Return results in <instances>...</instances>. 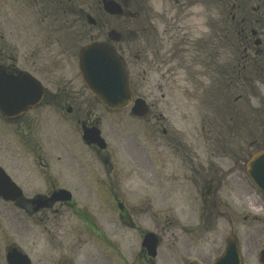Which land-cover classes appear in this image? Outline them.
Here are the masks:
<instances>
[{"label": "flooded vegetation", "instance_id": "obj_1", "mask_svg": "<svg viewBox=\"0 0 264 264\" xmlns=\"http://www.w3.org/2000/svg\"><path fill=\"white\" fill-rule=\"evenodd\" d=\"M93 1L95 4L100 3V0ZM251 1L256 4L255 7L254 3L248 0L128 1L123 15L117 18L119 23L117 30L122 35L120 44H117V51L124 57L127 48L123 46L128 41L139 44V48L132 45L133 64L136 68L131 76L134 98L145 100L153 95L146 92L147 98L145 94L138 92L140 86L149 82L148 65L154 66V60L149 58V55L155 56L154 67L162 71L161 79L157 81L155 88L160 92L159 99L168 101L167 104L183 103V99L187 103V86L183 80H179L182 61L175 58L180 53V45L195 38L197 41L194 44L199 43L198 49L202 50V39H210V44L206 43V46L211 47L214 45L213 40H216L225 45L226 53L234 58L225 64L212 66V71L219 73V76L216 75V79L209 85L210 96L200 95L202 82L193 84L197 90L189 103L196 104L194 119L183 114L175 121L173 117L175 111L172 109L170 115L159 114L156 117V111L151 103L150 111L147 113L150 116L148 122L152 121L153 131H143L145 137L131 133L129 139L134 143L133 149L125 147V143L124 145L120 143L125 141L123 137L125 135L120 134L119 142L115 140L118 138L115 135L118 132L109 131L110 137L120 147L124 146L122 157L125 153L131 176L112 174L113 166L109 164V154L98 151L95 146L86 145H83V149L92 151L101 163L99 168L88 170L89 175L54 176L51 170L44 169L35 171L36 176H32V166H13L12 171L16 175L19 174L21 177H18L26 182L30 189H33V183L38 185L39 190L34 191V196L31 197L40 198L41 201L39 206L35 204L29 206L28 201L20 200L18 206L23 216L19 218L21 223H14L11 214H7L6 219L19 229H26L29 226L38 228L50 243L53 264H90L95 257L88 250L90 242L97 244L98 257L117 259L120 235L118 238L115 230L125 228L137 231L142 239V235L150 232L149 227L155 224V206L165 203L166 200L175 203L177 194L185 195L187 182L195 185L204 184L202 192L195 193V196L200 195V204L190 202L192 211L198 210L200 218L206 223L218 219L220 208L226 205L216 195L217 190L229 179L236 180L235 173L240 165L245 166L252 156V152H249L250 147L252 145L259 147L262 144L261 139H253L245 148L239 145L237 153L236 143L230 150L232 145L225 143L223 138L219 139L223 131L232 137L239 136L240 140L247 131L264 130V108H261L263 101L259 103V100H255L259 86L264 87V0ZM148 2L160 3L163 6L162 13L149 15L145 11ZM12 4L16 5V10L21 8L19 12L22 15H18V24L23 26L25 33L22 46L25 48L34 46L22 53L23 64L22 62L20 64L18 59H12L10 54V38L14 35V28L11 14L6 7L10 8ZM4 7L5 15H1L4 19V28L2 25L0 73L5 75L30 73L38 79L41 67L37 58L44 53L58 51L59 48L64 52V48L74 40L72 36L68 37L70 35L68 32L61 33L63 36L60 37L59 29L73 28L76 25L78 29L89 27L87 22L89 0L83 2V7H86L88 12L79 10L77 15L74 0H4ZM97 7L99 8V4ZM196 7L200 8L195 15L200 21L198 28L193 25L192 17V9ZM30 16L35 20L37 27L47 20L48 25L45 28L48 30L40 29L38 33L28 31L27 23ZM105 29L106 27L100 28L101 31L96 36L102 37L101 32ZM196 30L197 35H194ZM34 34L31 43L27 39ZM128 35L133 36L132 41L127 38ZM27 55L30 59H27ZM124 61L125 65L127 62L128 65L131 64L125 58ZM164 89L168 95L164 94ZM170 93L179 96L169 95ZM55 101L58 102L60 110H70L71 114L80 115V108L73 106L72 100L69 102L68 99L48 95L39 106L23 114L8 118L0 113V162L13 163L9 155L11 138L14 144L15 141L18 143L20 151L22 149L26 154L28 140L41 136L39 131H24L27 128V115L44 104L54 105ZM192 131L195 133L192 134ZM75 133L78 134L76 141L81 145L82 131ZM158 133H161L163 142L156 145ZM104 138L109 144L111 139L106 135ZM201 142L204 146H201ZM29 146L35 147L36 144ZM219 152H222L220 156ZM227 157L228 164L233 165L224 171ZM174 159L178 164L171 166ZM187 162L191 168L189 177L183 174ZM58 163H60L58 172L74 170V166L67 161L58 159ZM46 167L50 166L45 164ZM77 168L82 170L85 166L80 165ZM161 182L167 186H160L158 183ZM207 184H213L215 187L210 196L205 198ZM59 189L66 190L71 200L50 201L52 195ZM189 196L195 203L193 194ZM179 206L182 207L181 213L185 211V200L181 201ZM167 223L171 224L172 221L169 220ZM230 226L233 224L230 223ZM250 243L251 241H247V244ZM41 255H36V263H43ZM140 255L146 261H150L143 249L140 250Z\"/></svg>", "mask_w": 264, "mask_h": 264}, {"label": "rangeland", "instance_id": "obj_2", "mask_svg": "<svg viewBox=\"0 0 264 264\" xmlns=\"http://www.w3.org/2000/svg\"><path fill=\"white\" fill-rule=\"evenodd\" d=\"M248 1L254 3L251 0ZM149 3L151 5V7L147 8L151 13L149 15H159L162 13L163 6H161L160 4H155L153 2ZM255 6L256 4L254 3V7ZM204 7L205 6H203V8ZM6 8L9 9V12L11 14V22L13 23L14 28V35H11L10 38V53L12 57H16V59H19V63L21 64L23 58L22 53L34 46L29 48H25L24 46H22L25 33L23 31V26H19L18 24V15H22V13L19 12L21 8H18L16 10L17 7L15 4H12L10 8ZM199 9V7L192 9V17L194 22L193 25L197 28L200 27V21L196 19L195 15L198 13ZM4 10V0H0V33L2 31V25L4 28V19L1 17L2 14L5 15ZM91 10L93 11L94 8L92 7ZM98 13H96V15H94L93 17L98 20L99 26H106V31L110 27L115 28L119 25L118 21H116L114 18L107 19L106 17L101 15L100 12ZM46 25H48L47 20L44 21L43 24L41 23L39 27H37L33 17H28L27 30L32 31V33H38L40 32V29L42 31L47 30L45 28ZM96 30L97 29L91 30L90 33L95 34ZM76 31L78 32V30ZM106 31L104 32V36H106ZM197 31L198 30L194 32V35H197ZM201 31L205 32L204 29H201ZM77 32H75L74 40L79 39ZM34 37L35 34L31 37L29 36L27 40L31 41ZM43 38H45L44 33ZM129 38L130 41L133 40L132 35L129 36ZM104 39L105 37L102 38V40ZM196 41L197 40L195 38H192L188 43L180 45V53L175 56V58L182 61V70H180L179 80H183V82L187 86V103L186 100L183 99V103L171 102L167 104L165 101H161L159 99L160 94L157 93L153 87L155 84L153 76L156 75V68L154 67L156 66L155 56L149 55V58L154 60V66L153 64H149L147 67L150 70L148 73H150L152 76H148L149 83L140 86L138 88V92L140 94H146L147 91L153 94L150 97V100L153 98L156 99V103L153 104L154 110L158 113H156V116H159L160 113H162L163 115H170L172 109L173 111H175V117H182L183 114H186L187 116H191L194 119L196 104L194 102L189 103L194 96V92L197 90V87H194L193 84L202 82V92L200 95L202 96L206 94V97L210 96L209 85L211 84V81L216 79V75L219 76V73L212 71V66L225 64L227 62H230V59L234 58V56H231V54L228 55L226 53V49L224 48L225 45H222L220 41L213 40L214 45L213 47H211L210 45L206 46V43L210 44V39H202V50L198 49L200 47L199 43L198 45L194 44ZM32 42L33 41H31V43ZM84 42L85 41H78L77 45L76 43H71L72 45L70 47V50L72 51L64 57L57 56L55 54L56 52L54 53V55L52 54V52L44 53L42 56L41 72L43 79L46 81L58 80L61 81L62 84L66 83V80L72 81L73 89L78 91V95H83L90 101V112L92 113V115L94 117H100V121L102 123L101 131H151V124L147 122L148 117L142 120L135 119L130 116V108L110 113L103 106L99 105L92 97V95L85 90L76 67L77 53ZM131 44L139 48V44ZM75 45L76 48L73 50ZM0 47L3 48L1 39ZM151 47H153V45ZM124 48H126V46H124ZM196 53H199L200 55L197 56ZM125 57H127V60L131 62L129 66V73L132 74L136 71V68L133 64L134 56H128L126 54ZM27 59H30L28 55ZM23 63L24 62H22V64ZM173 63L175 62H172V64ZM51 66H53L54 68ZM61 76H63L65 80H62ZM259 87L260 89H258L257 86L259 93L257 95V99L255 100H259V103L263 101L261 103V108H264V87ZM164 92L167 91L164 89ZM169 95L179 96L175 93H170ZM72 126L73 125L63 122L61 119H58L54 116H50L48 119L46 117H43L41 120V129L39 131H67ZM10 131H12V129H10ZM194 133L195 132L192 131V134ZM160 136L161 135L157 136L159 139L157 140L156 145L162 143V138ZM221 138L225 140V143L232 145V148L230 150L233 149V144L236 143L237 153H239V145H241L242 147L244 146L243 148H245L247 147L246 145L251 144V141H253V139H261L262 144L259 147L252 145L249 149V152L254 153L257 149L264 148V130L247 131L243 139L240 140L239 136L234 135L232 137L230 134H227L225 133V131H223V134L219 136L220 140ZM144 142H146L145 138ZM239 142L241 144H239ZM201 146H204L203 142H201ZM15 147V144L14 146L11 145V155L14 157L15 162L17 163L19 162L17 156L19 150ZM115 151L117 152L118 149H116ZM187 155L190 156L188 153ZM58 156L65 159L68 163L72 162L70 152L66 151L65 149L59 150L57 153L52 154L49 159L56 160ZM228 158L229 157H227V164L224 168V171H227V169L229 167H232L233 165L232 163L228 164ZM118 160H120L119 156ZM88 161L89 165L87 168L92 171L96 163L92 160V158H89ZM120 164L126 165L124 161H120ZM174 164H178V161H176L175 159L173 162H171V166H173ZM184 171L185 172L183 174H186L189 177L191 174V168L188 162L186 164V170ZM235 176L236 180L229 179V181L223 183L221 188H219L218 190L217 196H219L225 203H227V207L220 208V212L222 215H220L214 225L210 224L209 222L206 224L200 223V216L198 217V214L190 216L189 214L182 215L176 212V209H178V205L181 203V201H184L186 199V196L187 198H189V194L195 195L197 188H202L203 185L201 184L193 185L192 187V184L187 182V184L185 185V188H187L186 196L177 194V200L175 203H171L166 200V203H161L155 206V224L153 227L151 226L149 228L150 232L154 233L158 237L159 246L157 250V257L152 263L187 264L189 261L193 260L200 264H212L214 260L222 254L226 244V239L232 232L235 236H237L239 240L240 249L243 255V264H260L257 256L259 251L264 247V200L247 179L244 166L240 165V168L235 173ZM158 184L162 187L167 186V184L164 182ZM196 198L199 202V197L196 196ZM156 199L161 198L156 197ZM195 204L197 205V201L195 202ZM1 206L6 208V206L4 205ZM170 206H175L174 210H172ZM15 213L19 214L20 212L15 210ZM253 215H256L258 220H252ZM169 220L172 221L171 224L167 223V221ZM229 223H232L233 226H229ZM0 224L3 226L5 235L7 237L6 239H0V257L2 256V250L4 246L11 241H15L16 243L21 244L27 251L30 250L31 246L35 242H39V244L43 247V261L49 260L51 251L50 245H47L45 240L40 241V238L38 237L39 235L36 231H31L27 234L19 235L18 233L9 230L4 218L0 220ZM181 224L184 225L185 228H181ZM115 232L116 235H118V238L120 235V238L118 239L120 249L118 248V251L122 252V256L120 257L122 258V260L120 263H115L113 262V259H108V262L110 264H151V262H146L145 259L141 257V255L137 256L141 243L140 234L137 231L123 228L116 229ZM247 241L252 242L250 243V245H247ZM92 244L91 247L93 246ZM95 250H97V246H93L91 248L92 253H94ZM97 262V264H99V261Z\"/></svg>", "mask_w": 264, "mask_h": 264}, {"label": "water", "instance_id": "obj_3", "mask_svg": "<svg viewBox=\"0 0 264 264\" xmlns=\"http://www.w3.org/2000/svg\"><path fill=\"white\" fill-rule=\"evenodd\" d=\"M104 9L111 14L120 12L119 6L112 1H104ZM109 37L116 39L117 36L114 32H111L109 33ZM97 55L100 57L101 66H106L108 73H112V78H108L106 83L102 81L104 74L101 72L97 73L96 71L98 66V63L96 62ZM80 70L91 90L98 95L97 97L106 106L110 108H122L130 103L131 92L127 83L126 71L123 68L122 62L115 55L112 48L106 47L104 44H92L85 47L82 50V56L80 58ZM111 87H113V92L111 91ZM0 90L1 96L3 95L6 100L10 97L17 98L21 93L20 90H12L10 94L7 95L5 90H2L1 87ZM109 90L110 92H108ZM0 100L3 99L1 98ZM145 112L146 109L142 101H135L132 113L137 116H143ZM247 170L250 179L264 196V153L254 156L247 164ZM0 176L6 177L1 170ZM4 183V180H0V194L3 197L6 196V194L3 193V189H5ZM146 240L148 242H153L154 238L149 236ZM16 257L17 255H9V264H18L20 261ZM262 262H264V260ZM215 264H241L237 242L233 237L228 239L224 255L221 259L217 260Z\"/></svg>", "mask_w": 264, "mask_h": 264}]
</instances>
